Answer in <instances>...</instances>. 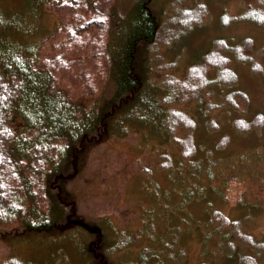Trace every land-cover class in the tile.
Instances as JSON below:
<instances>
[{
  "label": "trees",
  "instance_id": "16d2710c",
  "mask_svg": "<svg viewBox=\"0 0 264 264\" xmlns=\"http://www.w3.org/2000/svg\"><path fill=\"white\" fill-rule=\"evenodd\" d=\"M25 1L28 6L22 14L0 5V226L18 220L22 230L13 235L53 233L65 226V219L74 222L77 201L73 188L70 191L67 186L80 177L79 172L82 175L92 146L126 138L117 132V124L122 127L123 122L114 117L121 107L132 113L139 106L141 116L146 109L152 113L164 134L159 147L166 152L160 154L159 166L171 170L170 147L178 150L183 162L194 164L197 121L191 111L193 105L207 99V88L213 84L228 89L237 85L239 76L233 62L249 65L253 74H264L263 62L258 59L259 53L264 55V45L256 52L252 37L236 43L214 40L200 59L185 67L182 77L175 73L176 61L166 62L160 57L162 47L178 43L210 16L206 0H129L128 5L124 0ZM162 5L168 6L166 10L160 8ZM50 10L59 13L62 26L69 29L57 46L56 33L37 39L48 30L42 20ZM222 16L223 27L234 22L264 26V0H247L243 11ZM93 30L105 34L99 51L84 37L94 35ZM98 60L103 66L97 70ZM84 64L88 74L86 79L82 75L79 78L80 87L71 80L72 70L83 72ZM234 89L210 111L217 107L240 113L232 120V129L239 135L262 131L264 113L247 117L249 97L243 90ZM230 142L231 135L221 137L219 150ZM261 189L264 192V181ZM69 203L73 206L67 214ZM204 220L210 236L224 239L227 260L233 259L231 251L233 256L240 248L264 255V242L257 241L241 220L216 208L206 212ZM150 225L147 233L155 236L153 222ZM141 239L138 231L122 230L108 251L116 253L130 246L140 249ZM176 245L165 242L162 247L182 258L185 252L175 251ZM94 247L90 246V252L96 264H111ZM143 251L154 256L150 264L156 251L163 254V250L151 248ZM220 255V251L215 253L211 264H216ZM195 263L207 264L199 259ZM256 263L246 255L240 262ZM4 264L28 263L13 255Z\"/></svg>",
  "mask_w": 264,
  "mask_h": 264
},
{
  "label": "rangeland",
  "instance_id": "374dc122",
  "mask_svg": "<svg viewBox=\"0 0 264 264\" xmlns=\"http://www.w3.org/2000/svg\"><path fill=\"white\" fill-rule=\"evenodd\" d=\"M128 1L124 0L126 5ZM165 1L158 0L159 3ZM206 2L210 16L205 22L178 43L169 48L162 47L159 51L166 62L176 61L175 73L179 77L184 75L185 67L200 59L218 38L236 43L252 37L258 53L264 45V26L250 22H234L226 27L221 24L223 14H238L245 9L247 0ZM0 5L21 14L28 6L25 0H0ZM167 5L160 8L166 10ZM50 12L42 20L43 27L46 26L48 30H43L44 34H39L37 39L56 33L57 46L60 40H65V32L69 29L62 26L64 21L59 13L54 10ZM93 33L84 37L91 41L95 51H99L105 34L98 30H93ZM259 55L261 57L258 59L262 60L264 66V55ZM101 60H98L100 67L97 70L103 66ZM85 64L81 66L85 68L83 72L72 67L74 79L71 80L80 87L82 83L79 78L82 75L86 79L88 74ZM233 66L239 76L237 85L228 89L226 85L213 84L205 91L207 99L193 105L195 109L192 108L191 112L197 121L195 139L198 152L192 160L194 164L183 162L178 150L170 147L168 150L172 152L174 168L164 170L159 166V156L166 152L159 147L164 134L148 109L141 116L139 106L132 113L121 107L114 114L119 123L123 122L122 127L117 124V132L119 135L126 134V138L104 140L87 152L82 175L79 172L80 177L69 183L67 188L70 191L73 188L75 192L77 219L102 231L103 244L100 248L104 251H97L103 259L107 257L106 263L150 264L149 260L154 256L147 255L143 250L151 248L163 250V254L159 255L156 251L155 261L151 264H196L198 259L211 264L218 251L221 255L217 257L216 264H240L245 255L256 259V264H264V255L248 248H240L241 251L233 256L231 251L229 255L233 259L227 260L224 239L210 236L205 227L206 212L216 208L241 220L243 227L257 241L264 242V192L261 189L264 181V127L260 132L239 135L232 129V120L240 113L217 107L210 111L212 105L222 103L229 90L239 88L249 97L247 117L264 113V74L251 73L246 64L233 62ZM70 70L71 67L67 68L66 73ZM215 124L217 127L214 130L210 128ZM225 135H231V142L226 149L219 150L217 144ZM54 189L57 190L56 187ZM72 206L69 203L67 214L72 211ZM150 222L155 226V236L147 233ZM62 224L65 226L53 233L23 236L16 235L22 230L16 219L0 226V264L13 255L28 264H96L90 245L93 242L96 246L99 236L82 225L69 224L66 219ZM122 230L127 233L138 231L142 235L140 249L130 246L116 253L110 252L111 249L108 251L110 246L116 244ZM165 242L176 243L175 251H184V256L178 258L174 252L170 253L165 246L162 247Z\"/></svg>",
  "mask_w": 264,
  "mask_h": 264
},
{
  "label": "water",
  "instance_id": "95a60500",
  "mask_svg": "<svg viewBox=\"0 0 264 264\" xmlns=\"http://www.w3.org/2000/svg\"><path fill=\"white\" fill-rule=\"evenodd\" d=\"M75 223L80 224V225H83L84 227H86L87 229L91 230L92 232H98V233H101V231H100L99 229L91 228L89 225H87L86 223H84V222L81 221V220H76Z\"/></svg>",
  "mask_w": 264,
  "mask_h": 264
},
{
  "label": "bare ground",
  "instance_id": "6f19581e",
  "mask_svg": "<svg viewBox=\"0 0 264 264\" xmlns=\"http://www.w3.org/2000/svg\"><path fill=\"white\" fill-rule=\"evenodd\" d=\"M206 104V103H205ZM106 128V127H105ZM244 155V154H243ZM177 209V208H176ZM185 211V210H184ZM173 212V211H172ZM188 214V213H187ZM213 238V237H212ZM203 239H204V237H203Z\"/></svg>",
  "mask_w": 264,
  "mask_h": 264
}]
</instances>
